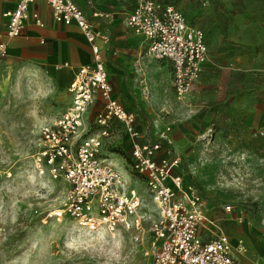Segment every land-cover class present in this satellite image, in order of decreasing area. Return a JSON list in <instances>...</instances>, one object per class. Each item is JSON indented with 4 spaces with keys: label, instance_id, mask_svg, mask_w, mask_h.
<instances>
[{
    "label": "rangeland",
    "instance_id": "374dc122",
    "mask_svg": "<svg viewBox=\"0 0 264 264\" xmlns=\"http://www.w3.org/2000/svg\"><path fill=\"white\" fill-rule=\"evenodd\" d=\"M160 1L205 32L209 58L194 90L179 101L171 66L151 58L144 42L138 43L132 99L143 132L152 141L169 128L182 174L205 202L241 208L264 225V0ZM70 101L59 75L0 57V264H152L150 229L159 211L132 173L130 153L121 150L120 129L115 127L103 157L141 195V228L92 237L67 214L57 216L69 186L36 174L34 157L39 127ZM97 101L87 114L92 133L98 129Z\"/></svg>",
    "mask_w": 264,
    "mask_h": 264
},
{
    "label": "built area",
    "instance_id": "2783aa9c",
    "mask_svg": "<svg viewBox=\"0 0 264 264\" xmlns=\"http://www.w3.org/2000/svg\"><path fill=\"white\" fill-rule=\"evenodd\" d=\"M35 1L18 0L16 8L4 14L9 39L22 36L30 19L41 26L39 14L30 12ZM95 1L87 0V4L92 6ZM133 1L135 9L124 21L125 26L145 38L151 58L172 64L175 97L186 99L208 62L205 32L190 25L173 5L158 0ZM47 2L57 24H75L81 30L92 55V63L79 68L69 86L70 105L38 129L36 174L69 186L63 211L57 216L67 214L80 231L92 237L141 228V195L124 172L103 157L116 122L132 142L131 171L145 184L159 211L150 229L155 238L152 264H239V258L248 252L245 242L239 239L233 243L209 222L205 200L182 174V158L160 142L166 140L171 146L170 129L154 141L145 140L137 128L136 113L126 110L114 97L100 46V42H109L108 35L98 30L73 0ZM104 17L111 20L109 15ZM98 98L104 112L95 118L98 129L92 133L87 114ZM224 211L231 214L234 206L227 205ZM238 221L243 223L244 219ZM207 226L211 237L205 240L200 232Z\"/></svg>",
    "mask_w": 264,
    "mask_h": 264
},
{
    "label": "crops",
    "instance_id": "0c3cea01",
    "mask_svg": "<svg viewBox=\"0 0 264 264\" xmlns=\"http://www.w3.org/2000/svg\"><path fill=\"white\" fill-rule=\"evenodd\" d=\"M73 1L86 13L98 30L108 35L109 42L107 44L100 42V46L114 97L126 110L136 113L137 128L145 136V140H148L147 133L143 132L142 115L137 107L133 106L132 87L135 76L133 64L136 60L138 43L144 42L147 49H149V43L144 37L135 34L124 24V21L135 9L134 1L96 0L92 6L87 4V0ZM17 2L18 0H0V57L8 61H24L45 67L52 74L59 75L67 83L69 93V86L78 69L92 63L91 51L81 30L75 24L70 26L57 24L47 0H36L30 7V12L39 14L41 26H37L33 19H30L26 23L22 36L9 39L6 35L8 21L4 14L14 10ZM104 15L111 16V20L106 19ZM161 62H167L171 66L173 74L172 64L168 61ZM97 100L100 109L94 119L104 112L102 100L99 98ZM114 127L120 129L124 135L121 150L131 154V140L124 134L118 123L115 122ZM163 155L160 154V156ZM127 180L130 182L128 176ZM225 206L207 204L206 216L209 222H213L214 226L228 235L233 243L239 239L245 242L248 252L239 258V264H264V225L257 220L256 216L249 215L241 208L234 207V211L228 214L224 211ZM240 218L244 219L243 223H239ZM210 231V226H207L201 230L200 234L205 240H208L211 237Z\"/></svg>",
    "mask_w": 264,
    "mask_h": 264
},
{
    "label": "trees",
    "instance_id": "16d2710c",
    "mask_svg": "<svg viewBox=\"0 0 264 264\" xmlns=\"http://www.w3.org/2000/svg\"><path fill=\"white\" fill-rule=\"evenodd\" d=\"M160 142H162L163 143V145H165V146H169V148H171V146H170V144H168V142L166 141V140H160ZM130 159V158H129ZM130 164H131V159H130ZM257 219V218H256ZM258 220V219H257Z\"/></svg>",
    "mask_w": 264,
    "mask_h": 264
}]
</instances>
